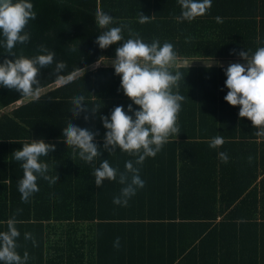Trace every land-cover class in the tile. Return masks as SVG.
Returning <instances> with one entry per match:
<instances>
[{
    "label": "trees",
    "instance_id": "16d2710c",
    "mask_svg": "<svg viewBox=\"0 0 264 264\" xmlns=\"http://www.w3.org/2000/svg\"><path fill=\"white\" fill-rule=\"evenodd\" d=\"M31 2L37 16L26 28L30 41L18 44L15 51L33 56L38 46L45 45L56 52V61L66 62L64 75L85 69L102 56L115 59V49L122 42L107 49L95 43L103 31L95 23L97 10L114 18L109 27L126 25L125 39L131 30L145 42L172 43L177 59L214 65L171 67L185 76L179 82V93L185 97L178 119L181 133L170 137L154 158L136 165L145 186L136 190L127 206L113 203L123 185L105 180L97 187L92 165L78 155L73 161V150L62 137V129L71 122L98 131L95 142L103 146L107 130L100 117H110L114 107L121 105L127 112L132 103L113 67L85 71L62 84L53 64L41 70L43 93L38 99L0 86V231L7 230V220L15 215L20 232L17 251L21 256L29 253L26 264L78 260L67 241L57 245L60 261L53 258L51 246L44 248L51 221L71 219L96 221L90 243L95 264H264V137L255 135L257 129L249 119L239 117V106L224 100L228 92L225 69L231 63H246L240 51L251 55L264 47V0H212L208 12L191 22L177 21L178 0ZM140 12L152 16L150 22L139 23ZM71 43L79 52L69 51ZM3 59L0 49V62ZM77 95H84L87 106H99V111L73 117L72 98ZM133 109L138 106L133 104ZM217 135L226 142L210 148V140ZM41 138L56 145V151L42 160L50 166L49 175H58L59 181L50 185L39 179V191L23 203L18 191L22 162L12 153L22 149L23 143ZM219 152L228 154L227 163L218 158ZM102 159L120 172L126 161H135L118 148L111 154L102 149L97 167ZM18 209L22 211L17 214ZM26 232L33 234L38 246L24 239Z\"/></svg>",
    "mask_w": 264,
    "mask_h": 264
},
{
    "label": "clouds",
    "instance_id": "9594fccd",
    "mask_svg": "<svg viewBox=\"0 0 264 264\" xmlns=\"http://www.w3.org/2000/svg\"><path fill=\"white\" fill-rule=\"evenodd\" d=\"M178 3L181 15L176 19L179 22H191L205 15L212 7V0H178ZM36 16L31 0H0V49H3L4 55L0 62V86L15 90L22 96L38 99L42 88L38 77L42 69L55 64L53 72L62 84L71 82L77 72L84 73L85 69L76 68L72 73L64 75L66 62L56 61V52L45 45L38 46L37 54L33 56L18 54L15 51L18 44H27L30 41L31 34L26 28L29 21L35 20ZM151 17L140 12L138 22L148 23ZM215 19L218 23L222 22L221 17ZM95 23L99 29H103L95 41L101 49L122 42L115 49V59H112L111 66L115 74L120 76V88L132 103L127 106V112L121 105L114 107L110 117H100L103 127L107 130L102 147L95 142L98 131L94 132L71 122L62 129V137L65 145L73 150V161L78 155L80 160L92 165V175L97 187H101L105 180L118 181L123 185L113 203L127 206L128 200L136 194V190L145 186L136 165H142L148 157L154 158L169 142L170 137H177L181 133L178 119L185 97L179 93V82L184 80L185 76L179 70L173 71L171 68L177 59L172 43L166 41L161 44L159 39L145 42L139 33L131 30L129 38L125 39L126 25L109 27L115 20L102 10H97ZM67 47L69 51H78L72 43ZM238 55L246 63H231L225 69V86L228 92L224 100L231 106H239V117L249 119L253 128L257 129L255 135L264 137V47H258L251 55L248 51H240ZM9 56L13 58L9 59ZM102 58L103 56L92 65L93 69L104 64L101 62ZM85 99L84 95L72 98L73 117L87 112L95 115L99 111V106L90 109ZM133 104L138 106V109L134 110ZM84 119L87 121L89 117L85 115ZM225 142L223 136L217 135L210 140L209 147L215 149ZM22 145V149L15 150L12 155L16 161L22 162L23 176L18 181V191L21 201L28 203L30 197L39 191V179L48 181L50 185L59 181L58 175H49L50 166L42 160V157L56 151V145L46 143L42 138ZM117 148L135 157V161L125 162L123 172L113 167L108 159H102L98 167L95 165L96 159L101 157L102 149L111 154L116 152ZM218 158L222 163L229 160L226 152H219ZM252 159L253 157H248L249 163ZM21 211L22 209H18L17 214ZM17 223L13 215L6 222L7 230L0 231L2 264H26L29 259L27 251L23 256L17 251V240L20 237ZM24 239L31 240L33 247L38 246L32 233H24ZM114 246H119V238Z\"/></svg>",
    "mask_w": 264,
    "mask_h": 264
},
{
    "label": "crops",
    "instance_id": "0c3cea01",
    "mask_svg": "<svg viewBox=\"0 0 264 264\" xmlns=\"http://www.w3.org/2000/svg\"><path fill=\"white\" fill-rule=\"evenodd\" d=\"M104 64H101L98 68L105 67V68H112L111 63L112 60L109 59H102L101 61ZM93 63L92 65H94ZM210 63H204L201 61H190V60H182L176 59L174 65L171 67H187V66H211L208 65ZM92 65L85 68V71H94L97 68L93 69ZM83 72H78L75 74H82ZM95 226L96 221H86V220H61V221H51V226L45 231L44 234V248L48 250V248L52 247V256L53 258H57L60 261V255L57 253L56 248L59 243L63 241H67L69 245V250L71 255L74 259H80L79 261L76 260L75 262L68 263V264H95L91 262V252L92 247L90 243L92 241V237L95 235ZM83 248V253L81 254L80 245ZM81 257V258H80ZM57 264H64V263H57Z\"/></svg>",
    "mask_w": 264,
    "mask_h": 264
},
{
    "label": "rangeland",
    "instance_id": "374dc122",
    "mask_svg": "<svg viewBox=\"0 0 264 264\" xmlns=\"http://www.w3.org/2000/svg\"><path fill=\"white\" fill-rule=\"evenodd\" d=\"M208 65H214V64H208ZM219 66H225V65H219ZM43 92H41L40 94H42ZM31 98H35V97H31ZM19 103H17L16 105H18ZM15 106V105H13ZM12 109V107H9L8 110Z\"/></svg>",
    "mask_w": 264,
    "mask_h": 264
}]
</instances>
